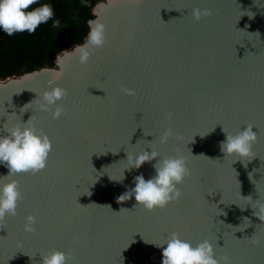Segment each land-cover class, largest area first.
I'll return each mask as SVG.
<instances>
[{
	"label": "water",
	"instance_id": "obj_1",
	"mask_svg": "<svg viewBox=\"0 0 264 264\" xmlns=\"http://www.w3.org/2000/svg\"><path fill=\"white\" fill-rule=\"evenodd\" d=\"M194 7L212 14L194 19ZM92 13L88 24L102 20L107 41L87 64L71 47L53 66L0 79V133L32 116L52 142L43 170L15 176L23 199L0 221V264H39L49 250L76 264H161L153 242L172 232L208 239L231 264H264V221L243 197L264 201V0H100ZM54 71L68 90L56 119L35 98ZM247 124L257 132L254 156H225L222 129ZM148 141L162 156H185L190 170L179 199L150 211L116 197L135 175H153L154 161L115 180L127 152L150 151ZM29 212L33 232L23 229Z\"/></svg>",
	"mask_w": 264,
	"mask_h": 264
},
{
	"label": "clouds",
	"instance_id": "obj_2",
	"mask_svg": "<svg viewBox=\"0 0 264 264\" xmlns=\"http://www.w3.org/2000/svg\"><path fill=\"white\" fill-rule=\"evenodd\" d=\"M81 3H87V0H81ZM211 14L212 11L208 8L194 7L192 9V16L197 20L201 16ZM53 17V6L47 0L39 4L37 0H0V29L9 36L25 30L32 33L40 24L49 20L53 28L59 29L62 26L61 21ZM106 41L107 28L102 20L95 19L89 22L84 40L74 45L69 54L75 56L80 64H87L92 52L103 49ZM61 75V71H54L49 81L50 86L44 88L35 97L39 110L50 112L53 119L58 118L65 111L64 105L59 101L68 94V90L55 82L61 78ZM123 92L135 94V90L131 88H124ZM167 116L170 118L172 113H168ZM222 130L225 138L219 142V147L225 156H235L241 160L254 156L253 144L257 140V132L253 131L252 124H247L235 132L226 131L224 128ZM171 135H173L172 128H166L160 135V142H166ZM148 146L150 151L144 147L140 151L127 152L123 174L115 180H123L125 169H138L144 162L154 161L153 175L147 179L143 173L135 175L133 185L116 197L118 202H122L134 196L136 203L133 207L140 205L150 211L156 207L163 208L170 201L179 199L182 192L178 185L190 175V170L185 156L179 153L162 156L152 146L151 141H148ZM51 150L50 137L42 129L37 128L32 116L26 121L20 119L19 122L4 128L3 133H0V165L8 169L7 173L0 174V221L6 217L15 216L17 205L23 199L15 176L27 172L37 173L45 168ZM109 178L114 179L110 176ZM243 197H247L249 202H252V207L256 209L253 214L264 221V201L258 199L252 201L251 195ZM104 205L111 208V205ZM121 209L128 208L121 207ZM35 222L36 215L27 213L24 217V231H35ZM245 227L238 228L243 230ZM153 243L157 247L162 246L161 264H231V259L226 254L217 258L213 244L208 239L193 243L191 240L182 238L179 233L172 232L163 240ZM251 243L257 244L259 241L251 238ZM40 256L42 259L39 264H76L74 256L56 250H49Z\"/></svg>",
	"mask_w": 264,
	"mask_h": 264
},
{
	"label": "trees",
	"instance_id": "obj_3",
	"mask_svg": "<svg viewBox=\"0 0 264 264\" xmlns=\"http://www.w3.org/2000/svg\"><path fill=\"white\" fill-rule=\"evenodd\" d=\"M98 1L47 0L53 6V18L61 21L59 29L51 26V20L40 24L32 33L25 30L9 36L0 29V79L53 66L57 54L84 40L88 20L93 17L92 9ZM42 2L45 0H37V4Z\"/></svg>",
	"mask_w": 264,
	"mask_h": 264
},
{
	"label": "snow or ice",
	"instance_id": "obj_4",
	"mask_svg": "<svg viewBox=\"0 0 264 264\" xmlns=\"http://www.w3.org/2000/svg\"><path fill=\"white\" fill-rule=\"evenodd\" d=\"M44 169V168H43ZM43 169H41V170H43ZM36 173H32V175H35ZM165 207V206H164ZM152 210H154V209H152Z\"/></svg>",
	"mask_w": 264,
	"mask_h": 264
}]
</instances>
